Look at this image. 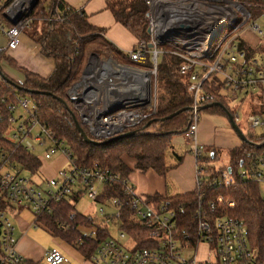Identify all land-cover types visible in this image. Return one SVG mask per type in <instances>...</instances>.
Masks as SVG:
<instances>
[{"label": "built area", "instance_id": "2783aa9c", "mask_svg": "<svg viewBox=\"0 0 264 264\" xmlns=\"http://www.w3.org/2000/svg\"><path fill=\"white\" fill-rule=\"evenodd\" d=\"M143 1L147 7L150 41L138 40L127 55L131 63L145 68L92 53L82 77L68 89V98L89 134L105 142L138 128L157 114L159 60L167 55L177 57L175 74L191 83L192 105L184 136L192 145L196 160L198 198L154 206L149 196L136 192L129 177L124 178V195L131 200V210L152 244L138 248L139 241L123 230L122 203L115 199L109 202L113 211L100 208V219L91 220L94 228L87 232L88 237H96L97 230L111 234L101 240L91 259L95 264H264L259 251L251 245L247 224L225 213L236 208V201L224 193L212 198L200 191L208 153L197 139L203 108L216 102V95L209 89L215 77L223 84L221 93L228 104L264 93V53L250 56L241 45L248 31L259 38L258 44L264 42V31L256 20L251 22L252 16L240 0ZM38 2L0 0V32L7 39V45L0 48V56L18 48L23 33L35 20L33 10ZM8 110L12 113L8 131L12 141L33 153L38 147L45 148V161L53 160L57 154L63 155L70 169H60L54 178L38 183L11 164L6 152L0 150V205L8 203L15 209L29 210L37 218L42 213H51L53 203L79 196L80 192L73 190L76 186L85 187L87 196L97 201L104 186L120 179L99 163L89 167L76 165L69 148L42 124L37 105L30 98H18L17 105L9 106ZM233 118L237 123L239 114ZM249 122V132L263 129L259 116L251 115ZM251 146L254 149L240 162L237 176L261 184L264 182V142ZM220 164L223 163L217 159L211 166L219 169ZM227 166L210 183L212 187L227 191L235 186L233 171ZM262 196L264 200V191ZM191 206L188 223L180 226ZM9 214L0 208V264H24L26 259L18 251L17 229ZM59 225L65 228L64 224ZM111 225L117 232L116 238ZM78 244H83L82 239ZM44 259L46 264L66 262L58 248L47 251Z\"/></svg>", "mask_w": 264, "mask_h": 264}, {"label": "trees", "instance_id": "16d2710c", "mask_svg": "<svg viewBox=\"0 0 264 264\" xmlns=\"http://www.w3.org/2000/svg\"><path fill=\"white\" fill-rule=\"evenodd\" d=\"M240 1L254 17L253 10H257L256 7L262 0ZM107 9L112 12L115 20L126 27L138 40L150 41L146 19L147 7L143 0H108ZM33 12L35 20L30 26L31 38L41 46V52L45 57L54 60L55 68L48 78H43L19 68L13 60L6 58V55L0 56V62L7 59L12 67L26 77L24 83H16L9 78L16 85L7 83L3 78L0 82V150L6 152L7 160L11 164L20 167L28 176L38 173L41 169L43 161L35 153L25 150L12 141L8 135L9 118L12 115L8 107L17 105L20 97H29L37 105L38 117L42 124L53 132L56 140L69 148L76 165L89 167L99 163L103 168L119 175L118 181L104 186L97 202L120 200L123 230L139 241L138 248L150 247L152 241L147 240V231L131 210V200L125 197L123 192L122 180L129 177L130 170L122 157L127 155L134 158L137 161L136 168L141 171L154 170L160 175H165L169 171L170 168L166 163L167 150L173 138L184 135L189 126L192 105L191 83L186 77L175 74L179 59L171 55L164 56L158 63L157 114L138 128L132 129L136 133L133 137L105 145L88 144L75 125V120L81 122V119L73 108L67 91L83 75L92 54L88 50L89 44L101 41L102 52L107 56H114L119 61H128V55L118 51L105 40L104 30L91 25L84 10L75 9L64 0H39ZM241 45L250 56L257 52L264 53V42L255 44L244 39ZM0 71L2 72L1 68ZM2 77L7 76L2 72ZM212 86L209 89L217 97L215 103H222L234 117L221 93L222 82L215 77ZM59 99L64 100L69 109ZM258 99L263 103L253 114L262 118L263 131L260 134L249 132L247 138L250 143L264 142V93ZM70 111L75 116V120ZM205 112L226 115V112L219 107L206 109ZM174 114L177 115L168 119ZM82 128L91 139H94L84 125ZM252 149L254 147L243 142L242 147L224 152V156L228 157L225 164L228 165L227 168H231L236 180L235 186L227 191L212 187L210 184L219 178L223 169H226V167L217 169L211 166L212 162L223 158V151L215 149L212 153H208L204 159L207 166L203 173L204 181L200 191L206 192L212 198L224 193L236 201V208L227 209L225 213L247 224L251 245L259 251L260 259L264 260V200L261 184L237 176V171L241 167L240 162ZM197 198V193L194 191L175 197L155 194L149 196V201L151 205L158 206L163 203L194 201ZM79 200V196H70L61 202L53 203L51 213H42L35 219V224L45 229L51 236L76 245L85 257L91 258L96 253L101 240L111 234L109 231L97 230L96 237H88L87 232L94 228L92 218L77 211ZM0 208L9 213L22 211L9 207L8 203H3ZM192 210L193 206L189 208L187 219L183 224L179 223L180 226L188 223V216L191 215ZM60 223L65 225L64 229L60 227ZM79 239H82V245L78 244Z\"/></svg>", "mask_w": 264, "mask_h": 264}, {"label": "crops", "instance_id": "0c3cea01", "mask_svg": "<svg viewBox=\"0 0 264 264\" xmlns=\"http://www.w3.org/2000/svg\"><path fill=\"white\" fill-rule=\"evenodd\" d=\"M64 1L75 9L84 10L89 23L104 30L103 36L105 40L117 48L118 51L128 54L136 46L138 39L126 27L118 23L112 12L107 9L108 0ZM29 31L23 33L18 48L7 52L5 57L13 60L19 68L40 77L48 78L54 71L55 62L52 58H47L42 54L41 46L31 38ZM5 40L6 44L0 45V48L7 45V39L5 38ZM0 68L8 78L16 83L25 82V75L12 67L7 59H3L0 62ZM1 80L2 77L0 75V82ZM217 124L226 125L220 114L205 112L204 110L197 139L205 147L207 153H212L215 149L223 151V158L220 161L226 165L225 163L228 160H224L226 158L224 152L242 147L243 141L233 130L232 126L231 129L235 134L227 126L219 127L216 126ZM226 134L228 136L226 139H219V137ZM179 144L182 146L180 148L182 152L177 150ZM170 150L175 155L178 164L174 167L168 164L170 169L165 175H160L154 170L141 171L136 168L137 161L134 158L122 157L123 162L130 170V183L138 194L145 196L157 194L164 197H175L196 190V160L192 155V145L184 135L176 136L172 140ZM66 162L67 160L63 155H58L56 159L50 162H43L41 167L43 171L45 172L48 169L52 173L48 177H45L44 180L39 178L35 179V181L45 183L49 179L54 178L58 171L63 169ZM23 211L15 213L12 219L17 229L18 251L26 259L24 264H46L44 259L46 252L52 248H58L62 251L66 257V262L63 264H95L91 258L85 257L76 245L55 238L45 229L37 226L35 224V217H23ZM91 218L94 219L92 216Z\"/></svg>", "mask_w": 264, "mask_h": 264}, {"label": "rangeland", "instance_id": "374dc122", "mask_svg": "<svg viewBox=\"0 0 264 264\" xmlns=\"http://www.w3.org/2000/svg\"><path fill=\"white\" fill-rule=\"evenodd\" d=\"M260 5V6H259ZM256 8L257 10H253L254 13V17H252L251 22L256 20V23L260 26V28L264 31V18H263V12H264V8H261L264 6V0L261 1V4H259ZM6 25V24H5ZM26 31H29V28L26 29ZM228 32H230V30H228ZM245 38L250 40L253 43H257L258 42V37L257 36H253L251 31H248L245 35ZM6 44V40L5 38L2 36V34L0 33V45H5ZM88 50L91 51L92 53H97L102 55L103 57H105L106 59H109L110 56L105 55V53L102 52V42L101 41H96L93 42L92 44L88 45ZM114 57V56H113ZM115 58V57H114ZM113 59V58H112ZM122 63L126 64V65H132V66H136V67H141V68H145V66H139L137 64L131 63L129 60L128 61H122L120 60ZM162 60L160 59V62ZM88 64V63H87ZM87 66V65H86ZM86 68V67H85ZM68 95V94H67ZM29 98V97H28ZM263 102H261V100L258 99L257 96L254 97H246L244 100H242V98H239L238 100L233 101L232 103L229 104V109L234 113L235 117L236 114H239V120L237 121V125L241 128V130L244 132V134H248L249 133V119L251 115H254V111H256L259 106L262 104ZM221 118H223V120L225 121L226 125L223 124H217L216 126L219 127H225L227 126L228 129H230V131H232L234 134L235 132L231 129V122L230 119L228 117V115H220ZM216 123V121H215ZM263 131V129H257L256 131H254L257 134H260ZM228 136L227 134L219 137V139H226ZM236 137V135H235ZM182 148V146L179 144V147L177 148V150L179 152H182V150L180 149ZM45 148L42 147H38L37 150L35 151V154L40 157V158H44L45 156ZM178 154V153H177ZM58 155L60 156V154H57L54 159H56L58 157ZM127 156V155H124ZM129 157V156H127ZM131 158V157H130ZM176 158L175 155L172 153V150H170V148L167 150L166 153V163L167 165L169 164V166H175L178 163L176 162ZM225 161L228 160V157L226 156V158L224 159ZM52 161V160H51ZM43 162H50L49 161H45L43 159ZM176 162V163H175ZM65 165L63 166V169L69 170L70 166L69 163H64ZM171 164V165H170ZM224 167V164H221L219 166V168ZM52 172H50L48 169L47 171L45 170V172L43 171V169L41 168L39 170L38 173L29 176L33 181L35 179H43L45 177H48ZM75 192H80L79 195V202L77 204V211L84 214V215H89L92 216L94 219H100V213L99 210L100 208H104L106 212H110L113 210L111 204L109 202H105V203H98L97 201H93L92 199H90L87 194L85 193V187L83 186H79V187H74L73 189ZM261 190L264 191V182L261 183ZM2 197V195L0 194V198ZM22 216L26 217V218H34V215L29 211V210H24L22 212ZM11 218H14L13 216H15L14 212H11L10 214ZM110 228L112 229L113 233V237L116 238L117 237V232L114 229V225H111ZM122 240V239H121ZM121 244L125 245L123 243V241H120ZM131 243L130 241L127 240V247H130ZM189 255H193V253L191 254H187V256Z\"/></svg>", "mask_w": 264, "mask_h": 264}, {"label": "water", "instance_id": "95a60500", "mask_svg": "<svg viewBox=\"0 0 264 264\" xmlns=\"http://www.w3.org/2000/svg\"><path fill=\"white\" fill-rule=\"evenodd\" d=\"M150 47H152V45H150ZM0 75L2 77V72L0 71ZM7 83L9 84H14L16 85L15 83H13L8 77H2ZM62 104L69 109L68 105L66 104V102L62 99H59ZM212 107H219V108H222L225 112H226V115H228L229 119H230V122H231V126L233 128V130L236 132V134L239 136V138L244 142V143H247V144H250V145H253V143H250L248 138H247V135L244 134V132L241 130V128L237 125L236 123V120L232 117V115L230 114V112L227 110V108L222 104V103H213V104H210L206 107H204L203 109L206 110V109H209V108H212ZM70 114H72L74 120H75V116L73 115V113L70 111ZM178 114V113H177ZM177 114H174L172 116H170L168 119H171L172 117L176 116ZM75 125L78 129V131L81 133V135L83 136V138L85 139V141L88 143V144H95V145H105V144H109V143H112L114 141H117V140H122V139H126V138H130V137H133L135 136V132L133 131H130V132H126V133H123L121 135H118L114 138H111L105 142H99L97 140H94V139H91L88 134L85 133L84 129L82 128V123L81 122H78L77 120H75Z\"/></svg>", "mask_w": 264, "mask_h": 264}]
</instances>
